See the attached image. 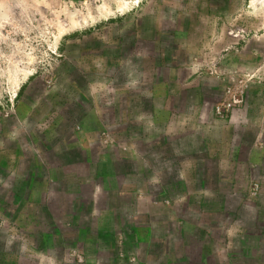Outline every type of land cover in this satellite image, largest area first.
Segmentation results:
<instances>
[{
  "label": "rangeland",
  "instance_id": "obj_1",
  "mask_svg": "<svg viewBox=\"0 0 264 264\" xmlns=\"http://www.w3.org/2000/svg\"><path fill=\"white\" fill-rule=\"evenodd\" d=\"M263 110L264 0H0V264H264Z\"/></svg>",
  "mask_w": 264,
  "mask_h": 264
},
{
  "label": "crops",
  "instance_id": "obj_2",
  "mask_svg": "<svg viewBox=\"0 0 264 264\" xmlns=\"http://www.w3.org/2000/svg\"><path fill=\"white\" fill-rule=\"evenodd\" d=\"M170 104H171L172 107H168L169 113H170L169 114V120H167L163 125H159L158 123L155 124V127L162 126V130L167 132V133H164V137H166L168 139L170 137H173V135H175L177 133H181L182 130L183 131H187L189 128H191L193 126L195 128H198V125L201 128V130H204L203 122H196L195 121V124H193V118L189 116L190 114H189V112L186 109L184 111H182V109L180 108L181 111H179V109L173 108V106H174L173 98H172V101L170 99ZM174 109H175V112H173ZM156 110L157 109H155V112H156ZM201 111H202V108H200V111H199V109H197L195 115H197L199 112L201 113ZM260 111H262V109ZM159 112L162 113V112H164V110L160 109ZM247 112L249 113L248 110H247ZM263 113H264V110H263ZM156 116H155V118H156ZM155 121H156V119H154V122ZM198 123H200V124H198ZM232 124L234 125L235 123H232ZM156 125H158V126H156ZM244 126L245 127H249V123H247V122L244 123ZM263 132H264V127H263L262 131L259 133V135H262ZM257 145H260V146H257V148L259 150H262V148L264 147V142L259 140ZM232 148H234V150H233V152H232V154L230 156H224V155H222V153H220V151L217 152V150H216L215 155L218 158L219 163L221 164V171L218 173L219 176L220 177H234V178H237V177H243V178L251 177V171H252L253 167L260 165L261 161L259 163H257L256 162L257 159L252 158V156L249 159L238 158L235 155L237 150H238L237 145H233ZM195 162H197V161H195ZM184 167L185 166H183V171H182V173L186 172L185 176L183 175L184 178L188 177V175L194 177V173H193L194 169L193 168L196 169V167H197L196 163H194V162L191 163V167H190L189 171H188L189 167H186V169H184ZM241 169L243 170V172L240 175V170ZM199 171H201V173H202V174H200V178H203V172L204 171H203L202 166L200 167ZM187 172H191V173L188 174ZM102 174H106V177L109 176L107 173H102ZM162 174H160V175H162ZM163 176H165V177L167 176L166 171H164V175ZM130 189H131V191L134 192L135 195H137L139 193L138 188L136 189V187L134 185ZM167 190L169 191L168 194H167V192H168ZM188 190L189 189L187 188L186 191H188ZM194 191L197 192V193L199 192V194H201V195L204 193V183H203V181H201V183L199 185V189L195 188V190L194 189L191 190V192H194ZM159 193L164 194V196L166 197L167 195H169L171 193V189H170V187L166 186L165 189H163L161 192L159 191ZM166 200H168V199H166ZM152 202H155V199H153ZM177 202H178V204H183V199L178 198ZM199 205H204V202L201 201L199 203ZM148 206L152 207L153 205H148ZM177 206L179 208H184L186 205H177ZM163 208L167 209L166 212L172 213V205L171 206L163 205ZM148 211L151 212V208H149ZM178 221L180 223H182V221L180 219H178Z\"/></svg>",
  "mask_w": 264,
  "mask_h": 264
},
{
  "label": "built area",
  "instance_id": "obj_3",
  "mask_svg": "<svg viewBox=\"0 0 264 264\" xmlns=\"http://www.w3.org/2000/svg\"><path fill=\"white\" fill-rule=\"evenodd\" d=\"M240 98L236 99V102H227L226 104L218 105L216 107L217 114L224 115L225 110L229 111L232 106H235L236 103H241Z\"/></svg>",
  "mask_w": 264,
  "mask_h": 264
}]
</instances>
